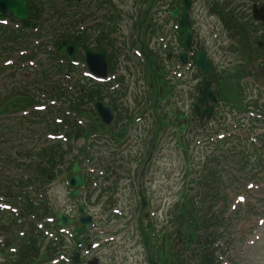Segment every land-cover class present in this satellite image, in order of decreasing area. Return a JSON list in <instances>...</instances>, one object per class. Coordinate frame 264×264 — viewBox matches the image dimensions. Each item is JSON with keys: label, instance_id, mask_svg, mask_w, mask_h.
I'll return each instance as SVG.
<instances>
[{"label": "rangeland", "instance_id": "obj_1", "mask_svg": "<svg viewBox=\"0 0 264 264\" xmlns=\"http://www.w3.org/2000/svg\"><path fill=\"white\" fill-rule=\"evenodd\" d=\"M117 4V7L119 9H123L125 12L124 18L121 22H119L118 25V34H116L117 39L119 36H121L118 41H127L131 43V35H133V18L128 16L127 12L133 10V3L135 0H114ZM165 3L166 0H164ZM214 2V1H213ZM213 2H206V0H195L193 12H192V18H194V21L196 20L195 24L197 26V30L201 32L202 34L206 35L208 37V40L204 43H201L202 46L208 48V56L211 60H213L215 63L220 62L223 66H221V70H225L226 76H224L223 81L221 82V94L224 95L222 98H226V100L232 102H236L237 107L242 100H247L249 102H256L258 101L257 98L261 97L262 94L258 92L257 90H253L249 97H245L242 95L244 90L240 88L238 85L240 83V79L244 76H249L250 74H254V76H257L258 81L260 83L264 84V66L258 67L256 63L254 62L257 55L264 54V47L259 48L258 42L263 40V38H256L252 37L249 39L250 45L245 43L246 46H243L240 44L239 49L232 51L228 50L227 58L226 56H223L219 54L217 56V46L220 45V51L223 50V48L229 46V39L230 36L234 35L233 31H229L225 26L224 23L219 17V15L211 14L209 8L214 7L216 8V4H213ZM234 7L233 10L236 12L237 16L236 21L242 22L245 21L246 18H249L250 21L253 23L254 17H253V6L255 3H253L250 0H231ZM140 3V2H139ZM258 3V2H257ZM261 3H258L257 6L259 7ZM160 4H158L159 6ZM148 6V3L144 4L141 8V10H145ZM162 6V5H161ZM261 8V7H260ZM259 8V9H260ZM159 17L161 18V21L166 18L167 14L159 7ZM153 9H151L152 11ZM135 13V12H134ZM240 17L243 18L242 21H240ZM211 25H214L218 28V32L221 35L220 44L216 42V40L213 39V35L211 33ZM171 26V23L169 24ZM137 30V28H136ZM166 20L163 22V33L166 32ZM159 35H162L161 30L158 28ZM253 33V28L248 27L246 29V35L248 37H251L250 34ZM155 40L157 38L151 39V46H155ZM258 49V50H257ZM251 50L255 51V56L252 57ZM76 53V52H75ZM251 58V59H250ZM122 70L123 67L129 66L128 62L125 60H122ZM245 65V66H244ZM84 64L79 66L80 69H84ZM241 67H246L245 72H241ZM217 70V67H216ZM34 69H24L20 72L19 75L23 78V80L27 83H30L35 79L34 76ZM241 72V73H240ZM122 73V71H120ZM245 74L240 77L234 76V74ZM81 76H79V80L83 83H89L90 80L88 79V76L83 73V71H80L79 73ZM126 82H128L129 85V92L127 93V104L129 105V110L132 111L133 109L136 110L135 114H138L140 110L138 106L142 104L143 102H146L147 95H144V86L147 89V83L143 82L140 83L138 81V77L136 74L134 75H127L125 78ZM194 79L192 78L190 81L192 82ZM165 81L159 80L156 82L155 89H158L159 86H165ZM195 84L198 85V81L195 80ZM264 86L260 87L263 89ZM217 88V86H216ZM261 91V90H260ZM188 96H184V103L185 105H188V108L190 110V107L193 103L192 100H188ZM179 101H181V97L178 98ZM246 101V102H247ZM171 102L174 107L181 110L182 105L177 104L175 100L171 99ZM165 103V102H164ZM163 103V105H164ZM260 105V103H258ZM143 105V104H142ZM187 105L184 108V111L186 112ZM146 107H143L145 109ZM261 108V106H260ZM253 110H255L253 108ZM170 112H175L176 110L174 108H169ZM161 113V111H159ZM177 112V111H176ZM190 114V112H188ZM175 118L177 119H183L184 116L179 114H174ZM173 119V121L175 120ZM150 123V121H148ZM168 122H166V125H163V128H159V125L156 126V124H152L151 129L155 130L159 133V135H163L165 131V127L167 126ZM141 126L139 128H136L134 126L132 129L130 127L127 128V132L130 133L129 137L133 138H139L143 140L144 146L147 148L148 153H152L153 149L150 147L151 142V136L150 133H148V129L145 130L143 127V124H140ZM165 126V127H164ZM214 126V124L211 126ZM149 127V126H148ZM1 128V127H0ZM149 128V129H150ZM4 130V128H3ZM182 130V129H181ZM1 131V130H0ZM146 131V133H145ZM257 132L253 133V136L256 135ZM181 134L184 136V138L181 137ZM155 135V132H154ZM252 135H248L252 136ZM164 139L160 140L159 142V148L158 151L153 156V165L156 169L155 174V182L148 183L146 186H148L150 191V198H154V200H151L154 206L156 205L158 207L157 211V217H156V223L158 224L159 228L162 226H166L165 230H168L171 233L170 226L172 225V213L171 211L174 210L175 205L177 202H182V200H185L189 196V187L191 178L189 179L190 171L189 169L193 165V169H195L194 165H197L200 163L203 159L206 157V153L211 152L215 148L214 140L216 139V136H213L212 138H209V140L206 138L204 142V137L199 136L196 138L197 141L204 142L201 145H195V143L192 144V139L189 137V135L183 131V133H179L176 138H172L173 132L169 129L168 130V137L167 133L164 135ZM208 140V141H207ZM216 142V141H215ZM103 141H100L99 144H103ZM157 144V143H156ZM190 146H191V152H190ZM138 148V147H136ZM105 149V148H104ZM192 153V154H191ZM195 154V155H194ZM191 155V156H190ZM189 157L192 158V164L189 162ZM206 161H203L205 163ZM127 166V165H126ZM130 166V165H129ZM138 170V167L136 169V172ZM135 172V174H136ZM253 173V172H252ZM133 173V176L135 175ZM128 176V175H127ZM132 176V177H133ZM241 180L239 178L234 179V182L231 187H228V194L230 196V208L229 213H225V216L232 217V227L227 228V234H225V238L222 241L223 246H230L234 244L236 246V249L229 252L230 255L233 256L232 259L237 264H264V224L260 225L259 223L263 222L264 220V179H261L263 184L261 186H257L256 188H248V184H243V174L240 175ZM241 181V183H240ZM141 185V179L138 180L135 178L133 183H130L128 180L124 179L121 180L119 183V191L117 194L112 195L113 201L115 202V207L117 209H120L123 215H117L112 217V219L108 218V215H104L103 220L105 221V226L98 231L102 238L100 239L103 243H101V247L95 248L92 251L91 260L94 261V259H97L99 264H103V261H106L107 258L113 256L117 257V261L121 263L122 259H127L125 264H147V255L144 249V246L142 242L139 241V234L137 230V226L132 224L133 229L130 230L128 227H126V222L128 221L126 218L127 212L129 210L130 202L131 200H136V195L133 194L132 187L133 186H140ZM260 185V184H259ZM69 188L67 186V181L65 179H59L55 184L53 189L49 191V199L51 202L50 207H52L53 211H57L60 213H65L68 216H71L68 212L72 207L71 200L69 198ZM148 196V195H146ZM96 197V195L94 196ZM93 197V198H94ZM109 198L110 195H106L103 197L104 200ZM94 201V199H93ZM245 201V202H244ZM241 203V204H240ZM138 204V203H137ZM139 205V204H138ZM236 206L237 210H234V207ZM3 207H0V222L8 223L10 220H12V215L10 214L9 210L2 209ZM108 207H105L103 205H98L93 208L95 211L99 212L98 209H106ZM114 208V207H113ZM137 211V210H136ZM111 214V213H110ZM172 227V226H171ZM173 228V227H172ZM116 231H119L118 233H115ZM46 232V231H45ZM46 234V233H45ZM116 237L118 241H112L110 237L113 238ZM48 239L46 240L49 242L51 238V234L48 235ZM109 238V239H108ZM105 239H107L105 241ZM257 239L258 242L254 245H250L252 242H255ZM2 238L0 237V241ZM109 243H105V242ZM111 241V242H110ZM227 241L229 243H227ZM105 243V244H104ZM45 244V245H46ZM224 255V254H222ZM2 259L0 255V260ZM230 259L227 258L225 254L224 261H229ZM137 261V262H135ZM113 259L109 261V263H112ZM140 262V263H139ZM230 262V261H229ZM223 264V261H222Z\"/></svg>", "mask_w": 264, "mask_h": 264}, {"label": "trees", "instance_id": "obj_2", "mask_svg": "<svg viewBox=\"0 0 264 264\" xmlns=\"http://www.w3.org/2000/svg\"><path fill=\"white\" fill-rule=\"evenodd\" d=\"M75 0H29V7L31 10V18L28 23H23L21 30L8 29L4 26L0 29V50L6 51V49L13 48L15 51L19 49H29L33 45L32 38L28 37L25 29H31L40 27L41 29L47 28V31L52 36V42L55 47L58 48V53L62 55V58L70 63V59L66 54V48L71 44H79L84 46L90 43L91 34L84 33L80 35H71L70 27L78 20V16H85V14L74 13L72 10ZM101 7L100 5H98ZM87 13V11H85ZM2 17H11L12 14L2 15ZM92 16V13L86 15ZM110 23L113 27L110 30L116 28L117 18L114 15H110ZM60 28V30H59ZM51 31V32H50ZM33 34V32H32ZM42 31L37 34L36 37H41ZM38 51L41 48L38 47ZM32 55L36 56V53L32 51ZM109 65L111 72H114L117 65V57L110 53ZM63 69L65 66H62ZM71 63L68 68H71ZM59 68V67H58ZM8 70L9 68H3ZM14 76L17 74V70L14 67L11 68ZM4 72V71H3ZM7 74V73H6ZM54 79V77H53ZM55 81V80H54ZM40 82V76L38 81ZM50 81L47 80L41 87H49ZM15 86H12L10 90L0 89V118H8L11 115L17 114L22 111L30 110L37 104H41L42 100L37 91L29 89V86L21 85L18 81H14ZM56 84V82H54ZM84 88V94L69 95V93L63 90L62 86L58 83L56 87L59 89V99H67L71 112L75 113L78 117L88 116L92 109H88L89 103H94L98 100H104L106 92L100 85L90 86L89 84H81ZM5 86V85H4ZM3 86V87H4ZM151 95V94H150ZM93 112V111H92ZM65 116V114H64ZM65 127L68 128L66 140L54 141L51 144L40 143L39 140H43V135H39L38 129L33 127L34 121H39L44 125L45 130L48 132H56V129L62 128L63 125L56 123L53 120H49V116L39 111H31L29 115L23 116L24 120L21 122L22 126L29 124V134L27 136L28 141L25 140L24 129H16L17 133L14 138L6 140V135L0 138V196L6 198L8 201L17 206L20 213V219L28 218L30 215H38L43 208L40 202L37 203V198L32 197L34 192L40 191V183L49 181L51 174L55 175V169L66 162L70 163V155L75 151V142L88 135V130H95L97 124L89 126V129H85L78 125L72 118L65 116ZM51 121V123L49 122ZM21 133V137L18 138ZM2 140V141H1ZM21 141V144H14L13 142ZM5 144V147L1 145ZM82 153H86V148L80 149ZM14 152V153H13ZM248 163V162H247ZM14 172L13 176H9L7 173ZM23 171V173L21 172ZM29 171L26 176L25 172ZM25 173V174H24ZM205 173V172H204ZM202 174L201 178H198L196 182L195 191L192 195L190 193V199L185 203L176 204L175 209L172 211L174 215V223L179 226L178 230H182L183 221L187 222L186 232L183 240L189 242V255L188 262H192V254H194V260L196 264H215L216 258L214 251L211 248L201 247L202 232L204 236L209 238L208 234H214L212 229H217V241L220 235L218 232L220 229L226 227V218L222 215L221 208H219V198L222 191L217 189V195L213 193L214 185L217 181L215 172H206ZM20 177V178H19ZM27 188H31V191ZM200 198L199 203L195 202V198ZM212 201V202H210ZM217 205V212L215 211ZM226 207V206H225ZM221 209V210H219ZM194 211H196L194 213ZM178 212L180 215L178 216ZM188 213L189 217L185 216ZM217 216H212L216 214ZM184 214V215H183ZM16 218V215H14ZM177 219V220H176ZM18 218L14 219L15 221ZM30 230L28 231L27 238L29 239V249H24L14 259L10 260V264H34L33 252L36 250L35 233L32 230L34 228L33 223H30ZM5 229H8L6 227ZM214 236V235H213ZM195 247H194V246ZM178 246L181 244L176 242L172 247L171 255L167 258V264H186L184 253H178ZM185 246H187L185 244ZM34 249V250H32ZM218 249V248H217ZM32 251L30 254L27 251ZM191 255V256H190ZM217 264H221L217 256Z\"/></svg>", "mask_w": 264, "mask_h": 264}, {"label": "flooded vegetation", "instance_id": "obj_3", "mask_svg": "<svg viewBox=\"0 0 264 264\" xmlns=\"http://www.w3.org/2000/svg\"><path fill=\"white\" fill-rule=\"evenodd\" d=\"M258 3H261L259 5V7L257 6ZM258 3H256L253 6V11L255 12H260L262 10H260L261 8L264 7V0L259 1ZM185 8L184 10H182V8ZM218 5L216 6L215 9H211V12H213L216 15H219V17H221L224 26L229 30V31H233L234 35L230 36L229 39V46L223 48V50L221 52L220 51V45L217 46V56L219 54L226 56L228 55V50H238L240 44H242L243 46H246L245 43L248 45H250L249 39L252 37H256V38H263V40H261L260 42H258V47L259 48H263L264 47V24L261 22H256L253 21V23L248 20V21H242V19H239L242 22H238L236 21V17H238L236 15V13H227L224 14L222 7H220L219 9H217ZM261 7V8H260ZM167 8L171 9L173 12L174 8H179L182 10V14H180L178 20L176 21L175 19H173L172 17H169L166 20V40L168 42V46L166 48V60L164 62V69L166 72V75L168 77V90L170 92V95L172 96L171 99L174 100V93L176 99H177V104L182 105V109L184 110L185 103H184V99L183 97L188 96V100H190L191 98L194 99V105L197 104V102H199V100L201 99L200 96V92L202 88H205V77H206V73L204 74L203 71L198 70L195 66H189V62L191 61V55H193V52L196 51L195 55L198 54L199 52L203 51V50H199V46L201 43L205 42L208 40V37L206 35H204V33L202 34L201 32H199L197 30V27L195 26V22L194 18H192L193 16L190 13V10H188V15H189V19L188 21H186V29L184 32V36H180V27L178 28L177 32H176V26L177 24L180 25V22L185 14V12L187 11L186 8V3L185 0H167ZM260 8V9H259ZM254 16V14H253ZM171 23V26L174 24L175 26L170 27L169 24ZM250 27L253 28V33L250 34L251 37H248L246 35V29ZM176 32V33H175ZM155 33V32H154ZM211 33L213 35V39L216 40L217 43L220 44V39H221V35L218 32V28L215 27L214 25H211ZM187 36H192L193 40L191 43V48L189 50L185 49L184 47V43H185V37ZM105 37V35H103V38ZM137 38H138V45L140 46L142 52L145 54L147 51L149 52V62L148 63H153L156 65L157 67V53L156 51H152V48H150V37H143V34L141 32L137 33ZM261 38V39H262ZM99 39V38H98ZM97 39L96 43H99V40ZM142 39H145V42H142ZM240 50V49H239ZM258 50V49H257ZM251 56L254 57L255 56V51L251 50ZM219 53V54H218ZM186 55L187 56V63L184 64L182 62V56ZM251 59V58H250ZM256 60L254 61L256 63V65L258 67L260 66H264V54L262 55H257ZM212 62V67L210 69L208 76V79L211 81V89L215 92V94L217 95V133H220L222 131H224L227 126V123L229 122L230 124H234L237 123L239 121V119H245L246 117V113L250 115V117L252 116V111L251 108L253 106V102H246L244 99L242 100V102L237 106H236V102H232L231 99L230 101L226 100V98H222L224 97V95L221 94V82L224 79V76H226L225 70H221V66L222 63L218 62L215 63L213 60H211ZM245 66V65H244ZM217 67V70H216ZM246 67H241V72H245ZM137 70L139 72L143 71V66L142 64H137ZM240 72V73H241ZM197 73V74H195ZM234 74V76L240 77L242 75L245 74ZM194 79L192 82L190 81L191 79ZM195 80L198 81V85L195 84ZM256 82H260L257 79V76L254 74H250L248 77L244 76L240 79V83H239V87L244 89V92L242 93L243 96L246 97L247 94H250L253 90H256ZM259 84V83H258ZM217 86V88H216ZM262 95H264V92H262ZM181 97V101L178 100V98ZM171 99L169 101V105H173L171 102ZM201 105V109L203 110L207 104H203L200 103ZM199 105V106H200ZM198 108V105L195 106V110ZM189 108L187 105V109L184 115V119L187 118L189 116ZM132 118H128V117H120L118 119L119 122L125 123V122H130ZM251 119V118H249ZM245 122H247V120H244ZM185 122H188L187 119H185ZM116 124L112 127V129L110 130L111 132L107 131L105 133H103V135L107 138L105 140V147L108 149L109 151V155L112 156V161H116L115 156L119 155V149L117 150L116 146H118L119 148H122L123 144L121 141H115L114 139V135L112 130H116L117 128L115 127ZM236 127V125H235ZM124 138H128L130 133H125L122 132L121 133ZM218 141V139H217ZM154 148H156V145L154 143ZM144 171V175L145 177L150 176L152 174V167L149 166V162L146 161L145 162V166L139 170V172H143ZM118 178H120V175H118ZM115 183H117L116 181L112 182V186L115 185ZM144 199V198H142ZM79 203V202H78ZM84 204V209L86 210V212L93 216L94 218V228L90 231L87 232L86 234L81 236V239H83V246L78 248L76 246V238L73 237L72 239V244H73V256H75L77 253H80L81 256L79 258V264H81L82 262H85V260H88L89 257H83L82 253H81V249L82 248H86L87 250H89V256L91 258V246L94 242H99V238L101 236H99L97 234V227H99L102 222L99 220V218L97 217V213H94V211L88 206L87 203H85L83 201ZM70 215L71 217L75 220V226L73 227V231H75L76 227L78 226V218L80 217L79 212L77 207H73L70 211ZM73 233V232H72ZM155 234V232L153 233V235ZM92 261V260H91ZM127 261V259H126ZM126 261H121L122 264H124ZM96 263L99 264L97 259H94V261H92V263ZM88 263L90 264V260L88 261ZM104 264V263H103ZM110 264H116V261L110 263Z\"/></svg>", "mask_w": 264, "mask_h": 264}, {"label": "water", "instance_id": "obj_4", "mask_svg": "<svg viewBox=\"0 0 264 264\" xmlns=\"http://www.w3.org/2000/svg\"><path fill=\"white\" fill-rule=\"evenodd\" d=\"M189 1V0H188ZM28 5V0H0V11L2 13H7V12H13L14 16L19 19V20H24L27 21L29 19L30 15V10L27 7ZM188 7L191 6L190 2L187 4ZM175 16H177V12L174 13ZM189 15L186 13L182 19L181 22V30L180 33L181 35L184 33L186 29L185 21H187ZM256 18L258 19H263L264 20V11L256 13ZM191 45V38L187 37L186 42H185V47L189 48ZM76 46H70L69 47V53L71 55L74 54L76 50ZM86 49V48H85ZM88 52V63L90 65V68L93 73L105 77L107 75V61H106V52L101 51L99 53H91L90 51ZM186 58L184 57V60ZM196 63L199 68H204L205 72L208 73L209 69L211 68V63L206 59V54L205 53H200L197 55L196 58ZM210 85L207 82V89L205 92H203V99L205 101H208L209 99L215 100V96L212 92H210L209 89ZM95 110L97 112V115L100 118V121L102 124H105L107 126H110L113 119L114 115L112 112V109L105 105L103 102H97L95 104ZM212 115V108L209 107L204 111V116ZM80 167L78 164H75L74 166V173L76 174L79 172ZM71 185L74 186L76 189H78L73 195L79 194V187L84 185V179L79 176H74L71 181ZM72 220L68 218L67 216H60V225L62 227H66L69 223H71ZM80 224L83 225L82 228L77 229V233H81L86 231L89 228V225L91 224V219L88 217H82L80 219ZM143 229V227H142ZM144 235V241H145V246L148 252H150V238L146 234ZM155 256L150 255V264H158L154 260Z\"/></svg>", "mask_w": 264, "mask_h": 264}]
</instances>
